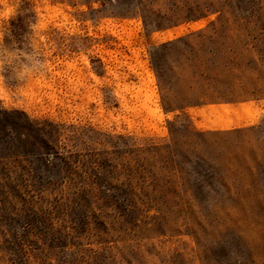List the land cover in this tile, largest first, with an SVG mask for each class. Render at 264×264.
Instances as JSON below:
<instances>
[{"label":"rangeland","instance_id":"1","mask_svg":"<svg viewBox=\"0 0 264 264\" xmlns=\"http://www.w3.org/2000/svg\"><path fill=\"white\" fill-rule=\"evenodd\" d=\"M35 4L48 68L27 95L5 86L0 151L17 143L11 127L43 128L62 155L108 165L80 184L102 201L114 193L107 171L130 155L152 163L149 149L161 147L172 166L165 156L183 152L191 172L197 154L211 173L208 199L236 212L126 223L77 202L44 222L30 206L2 204L0 264H264V0ZM25 30L13 22L17 39ZM30 167L53 180L64 171L56 160Z\"/></svg>","mask_w":264,"mask_h":264},{"label":"trees","instance_id":"2","mask_svg":"<svg viewBox=\"0 0 264 264\" xmlns=\"http://www.w3.org/2000/svg\"><path fill=\"white\" fill-rule=\"evenodd\" d=\"M11 130L17 143L7 145L8 153L0 151V206H30L44 222L52 217L53 208L68 207L77 202L89 208L97 206L100 210H110L116 215V220L123 219L126 223L129 219L136 222L175 217L190 220L236 212L235 206L221 205L208 199L206 193L210 185L205 183L211 178V173L200 155H195L190 172L184 164L192 161L183 152L178 159L165 156L173 162L172 166L167 165L163 156L159 157L157 151L161 147L149 149L154 152L152 163L145 153L135 152L134 156L124 158L123 164L117 162L113 171H107V177L114 181L109 188L114 193L108 195L110 200L102 201L99 190L80 184L86 183L84 180L95 173H106L108 165L96 159L89 164L79 153L72 151L62 155L43 128L24 124L11 127ZM6 132L0 119V140H4ZM32 158H37L45 167L53 165L55 160L61 162L63 174L55 180L34 175L30 167ZM226 192L234 196L237 193L230 188Z\"/></svg>","mask_w":264,"mask_h":264},{"label":"clouds","instance_id":"3","mask_svg":"<svg viewBox=\"0 0 264 264\" xmlns=\"http://www.w3.org/2000/svg\"><path fill=\"white\" fill-rule=\"evenodd\" d=\"M21 18L26 30L17 39L13 22ZM46 27L35 0H0V98L8 90L5 86L9 81L15 82L14 92L24 96L30 91L32 82L45 75L47 59L37 37L44 39L41 33Z\"/></svg>","mask_w":264,"mask_h":264}]
</instances>
